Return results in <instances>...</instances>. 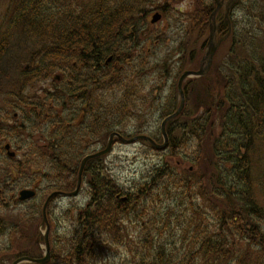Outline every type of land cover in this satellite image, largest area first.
<instances>
[{
  "label": "trees",
  "instance_id": "16d2710c",
  "mask_svg": "<svg viewBox=\"0 0 264 264\" xmlns=\"http://www.w3.org/2000/svg\"><path fill=\"white\" fill-rule=\"evenodd\" d=\"M187 1L189 12L181 8ZM9 3L0 35V210L24 205V188L37 195L13 225L0 217V264L41 257L45 201L74 192L83 159L111 135L164 142L158 124L179 108L182 73L199 69L217 7L215 0ZM156 12L162 21L153 25ZM216 18L219 37L230 33L221 47L226 61L185 82L186 105L168 122L164 151L139 141L161 155L143 180L123 186L106 174V156L95 158L85 169L93 174L87 205L55 218L48 207L50 225L66 223L54 234L50 264H110L121 248L125 264H264V52L254 46L253 23L264 31V0H237L227 21L224 11ZM32 224L34 251L20 232Z\"/></svg>",
  "mask_w": 264,
  "mask_h": 264
},
{
  "label": "rangeland",
  "instance_id": "374dc122",
  "mask_svg": "<svg viewBox=\"0 0 264 264\" xmlns=\"http://www.w3.org/2000/svg\"><path fill=\"white\" fill-rule=\"evenodd\" d=\"M214 1V0H213ZM187 3V5H185ZM9 0H0V35L3 33V27L5 23V17L9 8ZM191 1H187L181 5V8L185 9L184 11L189 12V9H191ZM180 8V6H179ZM191 11V10H190ZM161 22L159 25L158 30H161L164 27V24ZM254 28H256L257 38L255 39V45L257 49H259V52H264V31L260 28H258L255 21ZM246 25L248 23H245ZM222 47V46H221ZM219 48L215 59L214 64L216 65H224L226 61V56H228V48L223 47ZM207 50V49H206ZM167 95V91L164 93ZM6 93L0 95V113L4 112L5 109V100H6ZM155 119L156 116H155ZM159 127L161 126L160 123L158 124ZM161 155H158L156 152H152L149 150V152H146L145 148L141 144V142H136L133 144H125L123 142H117L112 152H110L105 159V172L106 174L120 182L121 185L126 187H134V184L136 182L142 181L143 177L146 175L147 171H149L154 164L159 160ZM90 175V173H88ZM88 184H83V189L80 192L79 196L76 198H57L52 203V212L55 217H60L61 213L63 211L77 208L79 206L85 205V203L88 201ZM27 205H22L20 208L9 210L7 212H1L0 215L7 217L9 220L7 221L8 225H13L15 222L14 219L17 218L20 211H24L26 209ZM76 213V211L74 212ZM47 221H49L47 216ZM43 222V221H41ZM54 225H56L54 222H51ZM137 224V223H136ZM132 225L134 227L133 232L136 234V226ZM42 225V223H41ZM54 225L52 226V230L54 231ZM58 225L60 226L58 232H62L63 229L66 227L65 222H59ZM129 228L130 225L128 226ZM43 225V230H44ZM36 233V227L32 229L30 232V237L35 236ZM54 234V233H53ZM41 250L44 251V242L40 244ZM128 256L125 255L123 249H119L115 256L114 249L110 253V258L108 259L110 264H125V261Z\"/></svg>",
  "mask_w": 264,
  "mask_h": 264
},
{
  "label": "water",
  "instance_id": "95a60500",
  "mask_svg": "<svg viewBox=\"0 0 264 264\" xmlns=\"http://www.w3.org/2000/svg\"><path fill=\"white\" fill-rule=\"evenodd\" d=\"M217 1V9L214 11V13L211 16V24H210V36H209V41L207 44V50L205 55L203 56L202 60H201V65L199 70L197 71H186L182 74L179 82H178V91L181 97V104L179 109L177 110V112L175 114H173L172 116L168 117L163 123H162V134H163V138H164V143L162 145H158L157 143H155L150 137L147 136H138L132 139H125L124 137L118 135V134H114L110 137L109 142L107 147L102 150L99 151L93 155H89L87 157H85L82 161L81 164V169H80V173H79V181H78V185L76 190L73 193H62V192H55L53 194L50 195V197L47 199L45 206H44V223H47V217H46V210L47 207L50 203L51 200H53L56 197H74L77 196L79 194V191L81 189V185H82V173H83V169L85 167V165L87 164V162L89 160L95 159V158H99V157H103L107 154H109L112 151L113 148V144H114V139L118 138L121 142L125 143V144H133L136 143L137 141L143 139L146 140L148 142H150L153 147L159 151H163L167 148L168 146V136L166 133V126L168 124V122L172 119H175L176 117H178L182 111L184 110L185 107V93H184V82L187 79L190 78H200V77H204L206 76L212 66H213V62H214V57L220 47V45L228 38V35H226L224 38L222 39H217V30H218V24L216 21V15L218 13V11L222 8V4L219 2V0ZM237 0H229L226 4L225 7V14L226 17H228L229 12L232 10L233 6L235 5ZM162 16L160 14H155L153 16L152 19V23L156 24L157 22H159L161 20ZM6 149L8 150V154L10 157H14L15 153L10 151V146L7 145ZM36 196V193L32 190H23L20 192V201H28L31 200L32 198H34ZM45 239V256L41 259H33V258H29V257H22L17 259L16 261H14L12 264H24V263H29V264H49L50 260H51V248H50V241H49V226H47V230H46V234L44 236Z\"/></svg>",
  "mask_w": 264,
  "mask_h": 264
},
{
  "label": "flooded vegetation",
  "instance_id": "af4514ba",
  "mask_svg": "<svg viewBox=\"0 0 264 264\" xmlns=\"http://www.w3.org/2000/svg\"><path fill=\"white\" fill-rule=\"evenodd\" d=\"M223 2V5H222V8H221V10L220 11H224V16H225V7H226V4H227V2L229 1V0H222ZM191 9H192V6H191ZM191 9H189V11L191 10ZM227 21V20H226ZM220 22V21H219ZM223 22V21H222ZM221 22V23H222ZM221 23H219V28H220V25H221ZM219 28H218V30H219ZM14 117H16L17 118V114H15L14 115ZM7 145H9L10 146V149H13L14 150V147H13V145L12 144H10V143H5V145H4V147H5V151H7L8 152V150L6 149V146ZM6 152V153H7ZM9 155V154H8ZM25 189H28V190H32L31 188H24V190ZM35 191V190H34ZM21 192V191H20ZM20 192H19V195H20ZM36 192V191H35ZM37 194V193H36ZM53 194V193H52ZM18 199H19V197H18ZM35 198H32L31 200H28V201H23V202H21L20 200V203L21 204H24V205H27V203H29L30 201H32V200H34ZM48 199V198H47ZM47 201V200H46ZM46 201H45V203H46ZM52 202V200L50 201V203ZM45 203H44V205H45ZM49 203V204H50ZM87 205V202L85 203V205H82V206H79V208H81V207H84V206H86ZM28 206V205H27ZM50 206V205H49ZM17 208H20V206H16L14 209H17ZM43 209H44V207H43ZM48 209V208H47ZM1 211V210H0ZM1 212H3V211H1ZM0 217H1V215H0ZM8 225V224H7ZM54 224H52V225H48L49 226V241H50V248H51V261H50V263L52 262V248H53V239H54V234L59 230V226L58 225H54V231L52 230V226H53ZM10 226V225H9ZM66 226V225H65ZM34 227H36V225L35 224H32V225H23L22 226V229L20 230V232L23 230V233H21V237L24 239V245H25V247H27L28 249H30V250H36V247L34 246V243L31 241V240H33L34 238H35V236H32V237H30V232L32 231V229L34 228ZM44 228H45V232H43V225H40V226H38V231H39V235H41L42 237H43V242H44V244H45V239H44V236H45V234H46V230H47V225L46 226H44ZM25 231V232H24ZM54 233V234H53ZM87 234L86 233H84V236H86ZM0 245H2V241H1V243H0ZM45 251H46V249L44 248V251H42V254H41V257H39V259L40 258H42L44 255H45ZM22 257H24V256H22ZM19 258H21V257H19ZM19 258H17V259H19ZM38 258V257H37ZM16 259V260H17ZM15 260V261H16ZM14 262V261H13Z\"/></svg>",
  "mask_w": 264,
  "mask_h": 264
},
{
  "label": "bare ground",
  "instance_id": "6f19581e",
  "mask_svg": "<svg viewBox=\"0 0 264 264\" xmlns=\"http://www.w3.org/2000/svg\"><path fill=\"white\" fill-rule=\"evenodd\" d=\"M259 12H260V10H258ZM90 155H93V154H90ZM89 156V155H88ZM89 162V161H88ZM88 162H87V164H88ZM87 164L85 165V167H84V169H83V173H82V183L84 184V183H87L88 181H91L92 180V175L93 174H91L90 173V175H86V172H85V169H86V166H87ZM80 169H81V166H80ZM80 169H79V173H80ZM91 179V180H90ZM78 181H79V174H78ZM83 184H82V187H81V191H82V189H83ZM77 185H78V182H77ZM56 192H62V193H66V192H64V191H56ZM55 193V192H54ZM88 199H89V197H88ZM24 239L21 237V241H23ZM24 257H27V256H24ZM44 257V256H43ZM42 257V258H43ZM22 258V257H21ZM29 258H33V259H39V258H34V257H29ZM41 259V258H40ZM24 264H29V263H24Z\"/></svg>",
  "mask_w": 264,
  "mask_h": 264
}]
</instances>
